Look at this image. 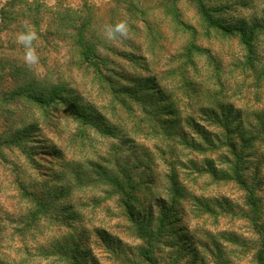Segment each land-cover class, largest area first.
Masks as SVG:
<instances>
[{
  "label": "rangeland",
  "instance_id": "1",
  "mask_svg": "<svg viewBox=\"0 0 264 264\" xmlns=\"http://www.w3.org/2000/svg\"><path fill=\"white\" fill-rule=\"evenodd\" d=\"M9 1L0 0V9ZM41 1L54 8L92 7L98 36L105 37L106 26L126 21L131 39L111 44L136 53L139 60L112 55L117 73L152 78L153 87L145 94L167 95L179 125L170 137L159 134L161 125L149 121L142 103L122 92L120 86L130 83L116 76L112 87L79 60L70 40L37 32L39 64L29 69L16 42L20 32H2L0 264H70L64 254L70 238L82 243L81 264H146L144 241L112 183L127 175L135 182L127 191L138 212L152 209L158 216L163 206L170 212L157 242L158 264H262L264 30L247 46L236 26L264 19V0H206L214 17L232 31L210 26L196 0H177L192 26L184 32L169 24L161 8L164 0H141L148 26L123 5L112 14L114 0ZM190 43L197 48L187 58L184 47ZM21 87L27 93H19ZM142 91L138 88V94ZM165 105L160 103L158 110ZM207 108L232 114L229 128L243 155V179L259 204L257 223L245 187L216 179L209 171L217 168L220 175L235 165L227 147L220 154L207 144L201 152L182 143L183 134L200 140L190 119L213 134L226 132L210 122ZM174 181L187 191L186 198L174 194ZM98 231L111 235V248ZM184 242L187 247L178 246Z\"/></svg>",
  "mask_w": 264,
  "mask_h": 264
},
{
  "label": "trees",
  "instance_id": "2",
  "mask_svg": "<svg viewBox=\"0 0 264 264\" xmlns=\"http://www.w3.org/2000/svg\"><path fill=\"white\" fill-rule=\"evenodd\" d=\"M114 1L115 7L111 9L112 14L116 12L117 8L123 5V9L126 12L131 13L134 19H141L147 26L150 24V21L148 20V9L141 0ZM196 1L199 11L210 26L230 31L233 30L232 27L229 28L225 26L214 17L213 10L210 9L206 0ZM161 8L163 9L164 14L168 17L169 24L174 30L184 32L192 29V26H190V24L182 17V12L177 0H164V2H161ZM109 20L111 21L110 23H112L113 18L111 17ZM25 23L32 26L40 35L42 32H46L47 34L53 35L58 40H70L72 43L71 46L75 49L79 60L84 64L93 67L102 78L112 85V87L116 84V76L127 80L130 84L127 86L122 84V86H120L121 89H123L122 92L142 103L147 116L151 117L148 118L149 121H152L153 119L161 125L157 128L159 134L162 133L168 137L173 135V129L179 125L176 120L178 116L174 112L173 106L168 103L167 95L162 94V98H151L145 94V90L153 87L154 81L152 78L144 76H137L136 78L125 72L123 74L117 73L116 68H118V64L112 59V55L133 62L139 60V57L136 53L119 50L116 46L107 42L104 36H98L96 34V13L92 7L84 5L83 8H74L72 6L54 8L48 6L41 0H10L0 9V34L5 31L13 30L21 32L24 30ZM14 26L16 27L14 28ZM236 30L239 31L238 33L240 34L241 42L244 45L251 46L257 31L264 30V19L257 20L253 25H237ZM194 48H197L194 43H190L186 49L184 47L185 52L188 51V55H186L187 58H192L190 53ZM138 88L143 90L142 95L138 94ZM19 93L25 94L27 91L24 87H21ZM30 97L33 96L30 95ZM34 97L36 98L37 96L34 95ZM162 102L166 105L162 111H159L158 105ZM205 111H207L206 115L209 117L210 122L213 125L217 124L218 127H222L226 132L222 135L218 132L213 134L211 131L203 128V126L196 120L190 119L188 124L193 130H195V133L200 135V140L191 141L183 134L182 143L191 146L195 150H200L201 152H204L208 148L205 145L207 144L209 148L218 150L220 154L224 152V149L221 148L227 147V152L232 154L235 165H232V168L229 170H224L220 175L218 174L219 170L217 168H212V170L209 171L214 177H216V179L235 181L245 187L249 194L252 195L251 205L253 206V213L255 215L254 221L257 223L256 217L259 214V204L256 202L255 196H253L254 193L252 187L243 179L240 163L243 160V155L239 150L238 140L234 137L236 132L232 131V128H229V125L233 120L232 114L231 112H225L224 110L223 112H220L218 110H209L208 108ZM239 136L242 137L244 143L247 142L248 139H246L245 136H242L241 134ZM254 138L256 137L254 136ZM227 157V161L232 162L231 157ZM112 183L118 189V192L122 197L121 201L125 206V215L128 216V219L133 226L140 232V238L144 241L145 245L141 250L143 258L145 259L143 260L146 264H158L156 257L158 252L157 242L164 233L165 227L167 226L166 223L168 219H170V212L165 209L166 206H163L164 208L158 216H156L152 209L150 210V213L144 215L142 212H138V208L133 202L132 195L127 191L133 189L135 186L132 176H125V180L114 177ZM173 187L174 194L178 195L179 198H186L187 191L183 189V186H179L177 182L174 181ZM179 198L176 199V202H178ZM45 202L46 201H40L39 203L42 204ZM207 207L209 211L213 210L209 205ZM169 211H171V209ZM199 213L203 215L202 210ZM98 234L105 241L107 246L111 248L113 245L111 235L109 236L102 231H98ZM180 243H178V246L187 247L188 245L186 242L183 244ZM65 246L66 250L64 254L66 253L67 261H69L70 264H81L83 260L80 257V254L84 250L80 239L74 238V240H71L70 238L69 240H66ZM259 259L260 263L264 264V254H260ZM88 260H90V258ZM193 263L197 264L195 261H193Z\"/></svg>",
  "mask_w": 264,
  "mask_h": 264
},
{
  "label": "clouds",
  "instance_id": "3",
  "mask_svg": "<svg viewBox=\"0 0 264 264\" xmlns=\"http://www.w3.org/2000/svg\"><path fill=\"white\" fill-rule=\"evenodd\" d=\"M104 35L107 42L115 43L120 39H131L129 25L126 21H119L114 25H108L104 29ZM37 40V32L28 23L24 24V30L17 37L16 42L24 49V64L33 69L39 64V56L37 55L34 42Z\"/></svg>",
  "mask_w": 264,
  "mask_h": 264
}]
</instances>
